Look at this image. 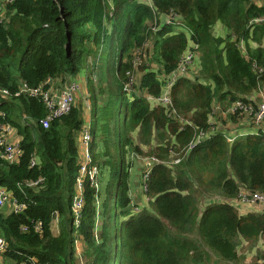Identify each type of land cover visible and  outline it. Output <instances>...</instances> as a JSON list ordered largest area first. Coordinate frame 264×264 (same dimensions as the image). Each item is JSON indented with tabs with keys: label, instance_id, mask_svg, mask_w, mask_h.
<instances>
[{
	"label": "trees",
	"instance_id": "trees-1",
	"mask_svg": "<svg viewBox=\"0 0 264 264\" xmlns=\"http://www.w3.org/2000/svg\"><path fill=\"white\" fill-rule=\"evenodd\" d=\"M7 8L0 5V89H8L10 95L0 92V125L16 127L23 154L16 164L0 154V186L26 204L22 213L4 215L0 209V237L8 242L9 264H32L33 257L46 264H241L246 254H240V247L255 250L252 264H264V248L258 247V241H264V213L241 214L232 202L242 189L264 192V130L237 136L232 142L218 131L194 145L185 157L196 134L210 126L208 115L216 96L253 102L254 94L264 88V0H152L151 4L144 0H13ZM170 12L183 18L180 25L187 32L160 23V15ZM150 22L157 32L153 33ZM217 22L226 27L225 37L212 33ZM148 40L153 42V53L143 51ZM192 45L200 54L202 76L180 78L173 86L172 100L177 114L198 129L188 123L182 129L179 119H169L161 106L152 109L145 97L127 100L126 74L136 70L135 50L147 53L137 68L146 69L140 84L158 97L157 75L148 70L147 61L158 63L160 73H172ZM102 47L111 60L100 71L98 86L90 82L91 148L94 154L97 143L103 142L110 155L119 133L122 165L113 172L115 214L109 222L107 203L114 180L101 190L102 166L98 188L84 183L86 204L79 226H74L71 206L79 176L74 135L84 122L80 109L75 105L45 128L42 100L17 93L22 83L37 87L48 77L77 74ZM103 93L108 94L106 99L101 98ZM18 109L35 124L15 120ZM138 128L139 143L135 144L133 132ZM172 134L178 143L174 151L182 160L173 168L161 163L152 168L145 192L149 208L132 212L130 166L125 164L128 150L142 153L141 145L146 144L149 154L169 161ZM153 140L156 145L151 144ZM35 155L40 160L32 166ZM43 177L39 190L24 185ZM213 196L222 201L201 205ZM98 210L104 220L99 239L95 236ZM57 215L59 234L52 230ZM37 221L42 222V232L34 230ZM25 225L28 231H23Z\"/></svg>",
	"mask_w": 264,
	"mask_h": 264
},
{
	"label": "crops",
	"instance_id": "crops-1",
	"mask_svg": "<svg viewBox=\"0 0 264 264\" xmlns=\"http://www.w3.org/2000/svg\"><path fill=\"white\" fill-rule=\"evenodd\" d=\"M144 1L149 3V4L152 3V0H144ZM162 21H163V19L161 18L160 23H162ZM106 24L111 25V22L106 21ZM182 28H184V27L182 26ZM153 30H154V32H157L155 28ZM212 33L217 37L218 36L225 37L227 34V29L221 22H217L214 26V31L212 30ZM144 46H145V50H143V51L150 50L151 52H153L154 47H153V42L151 40H148ZM242 49H244V43H243ZM98 50H101V52L97 55H90V58L87 62V65L85 64V66L77 74L65 73V74H61L59 76H54V77L52 76V78H51L52 79L51 85L54 88H59L62 85L75 83L79 86V89H80V91L77 92L76 107L80 109L81 118L84 120V122H83L81 128L79 130H77L75 132V135H74V141H75L76 146L78 148V157H77L78 158V170H80L81 164L83 162V155L80 154L81 145L79 143V137L84 132L85 128L86 129L88 128L91 135H92V142L90 144V149H91V153L93 152V148H91V145H92L93 140H94V136L92 134V125H91V122H92V93L90 91V88H91L90 82L92 80L93 83H95V80H93V79H96V78H95V74L89 73L88 67L93 69V67L95 65H97V64H95L94 59L100 58V55L103 52V47L98 49ZM98 50H96V51H98ZM132 54H133V57L135 58L136 57L135 52ZM146 55H147V53L144 56H146ZM199 65L202 66L200 54H198V66ZM158 67H160L159 64H154V62H152L148 66L149 71H153L156 73V75H157L156 79L157 80H158V74L160 73ZM200 69L202 70V67H200ZM200 69H197L195 71V73H194L195 79L197 77L202 76V74L199 73ZM145 72H146V69L139 70L137 68L135 71H128L126 74L127 75V82L125 83V85L129 82V76L130 75L133 76L134 80H135L134 85L141 88V90H139V92L136 94L135 97H140V96L145 97L148 100L150 107L153 109L155 106H153L154 105L153 102L148 99V96H150V95L153 96V95L150 94L149 90L146 87H142L140 84L141 77ZM158 82H159V80H158ZM204 83H206V82H204ZM95 85L98 86V82H96ZM159 85H160V93L158 96H160L163 92V86H162L161 82H159ZM172 89H173V87H172ZM172 89L170 92V104L166 107L161 106L164 109L166 116L171 120L172 119H174V120L179 119V121H181L183 123L181 125L182 129H183V126L187 123L189 125H192L195 129H198L199 127L197 125L193 124L192 121H190L189 119H186L183 116H180L179 114H177V111L173 105L174 103L172 100V98H173L172 97ZM124 94H125V87H124ZM107 95H108L107 93H103L101 98L106 99ZM5 97L9 98L8 96H5ZM227 100H228V98L222 100V103L225 104ZM219 102L220 101H218V96H216L211 103V111L208 115V123L210 126L208 127L207 130L198 132L196 134V136L193 138L191 144L195 143V142L198 144L201 141L210 139L215 134L214 130H217V129L220 132H225L224 134L227 137V140H228V135H232L233 137L236 138L237 136L247 134V133H251V132L254 133L256 131V128H254L252 131L243 130L241 133H236L237 130L243 129L244 128L243 126L247 125V122L245 120H248V119L244 116L236 115V114H233L229 111V109L232 105V102L230 100H229V104H228L227 108L220 107ZM18 114H20L23 121L28 120L29 124H32V125L35 124V122L33 120H31L30 117L26 116L25 114L22 115V112L20 111V109H18ZM14 119L15 120L18 119L19 121L21 120V118H17L16 116H14ZM7 126H9L10 133L9 134L7 133L6 139L8 137V140H10V141H20L21 136L18 134L16 127H14L13 125H11L9 123H7ZM138 131H139V128L133 132V138H134L135 144L139 143ZM116 133H117V137L115 139V143L111 147V153L114 150V148H118L119 133L118 132H116ZM169 134H171L170 131H169ZM233 141H234V139H233ZM229 142H232V141H229ZM151 144L156 145V142L153 140ZM191 144H190V146H191ZM97 145H98L97 148L95 147V153L94 154L92 153V155H93L94 160H95V158H97L98 163L96 162V160L94 162L96 164L100 165V168H101L100 170H102V166H104V169H103L102 173L100 174V182H101V190L102 189L105 190L104 187L108 184V182H110L111 180H114L113 179V172L115 173V169L108 165V163L110 162V158H109L110 155H109V153L106 154L105 146H104L103 142H99V143H97ZM175 145H178V143H177L175 135L172 134L171 140H170V146H168L169 154L171 155V158H170L171 160H169V161H160L159 159H157L158 157H156L152 154H149L148 151L150 148L146 144L141 145V148L143 151L142 153H136L130 149L128 150L127 157L125 160V164H126V167L130 166L128 173H129L130 196L132 198V204L130 205V209L132 212H138L142 209H148L149 205H150V199L147 196V194L144 192V189H143V176H144V174L147 171H150V173H151L152 168L156 164L161 163V164H164V165H167V166L173 168L175 164H178L182 160V156H180L178 152L174 151ZM163 146L167 147L166 144H164ZM172 146H173V148H171ZM190 146L186 149L185 157L192 150V149H190ZM33 160L35 161V164H38L40 157L38 155L37 156L35 155L34 158L32 159V161ZM154 160H156V161H154ZM32 161H31V165H32ZM16 163H18V162H16ZM16 163H10V164H16ZM120 165H122V159L121 158L119 160V167H120ZM150 173H149V175H150ZM115 177H116V175H115ZM131 179H133L132 182H131ZM36 181H38L37 185L34 184ZM44 182H45V178L43 177V178H39L37 180L26 181V182H24V185L29 186L36 191V190L40 189V186H42V184ZM22 186L23 185H20V187H22ZM105 196H106V194H105ZM232 202L237 206V208L241 214H246V213L251 212V211L252 212H263V208L261 205L253 206V205L243 204L240 202L235 203V199L232 200ZM0 209L4 215H8V214L12 213L11 207L9 205H6L5 207L0 208ZM58 222H59V220L58 221L54 220L52 223V230L54 232L57 229V234H59V232H60V226L58 225ZM103 224H104V220H102V218L99 217L98 224H97L99 226V228L98 229L96 228L99 235H100V230H101ZM54 227H56L55 230H54ZM258 243L260 244V245H258V247L260 246L261 248H264V241L260 240V241H258ZM243 245L247 246V243L243 242ZM10 262H11V260L6 258L5 254H2V255L0 254V264H9Z\"/></svg>",
	"mask_w": 264,
	"mask_h": 264
},
{
	"label": "built area",
	"instance_id": "built-area-1",
	"mask_svg": "<svg viewBox=\"0 0 264 264\" xmlns=\"http://www.w3.org/2000/svg\"><path fill=\"white\" fill-rule=\"evenodd\" d=\"M13 1V0H12ZM163 21L166 24H174L177 27H182L183 18L175 12H170L168 14H162ZM163 21L161 24H163ZM157 29V28H156ZM196 45L189 46L187 52H185L180 60L178 68L169 74L159 73L158 80L163 86V92L160 96H148L149 100L153 102V106H168L170 104V92L172 87L180 78H190L195 79L194 73L198 66V56L195 55ZM243 47V43H242ZM138 52V51H137ZM197 52V51H196ZM133 59L134 67L137 68L139 61L141 62L142 52ZM262 72V68L259 69ZM52 77H48L37 87H31L27 83H22L20 90L17 93L26 94L30 97H39L45 107L46 116L41 120L43 127L48 128L54 119H61L65 115H68L72 108L76 105L77 92L80 91L79 86L75 83L62 85L59 88H54L51 85ZM135 80L133 76H129V82L125 85L126 96L129 100L134 99V95L139 91V87L134 85ZM63 84V83H62ZM3 96H9L10 92L8 89H0ZM229 111L233 114L246 117L248 120L247 125L244 128L254 127L258 133L261 129L264 130V89L257 91L254 94L253 102H244L243 100H236L232 102ZM218 132L214 130V133ZM7 133H10L9 126L7 124L0 125V154L9 163L19 162L23 151L20 147V141H10L8 137L6 139ZM225 133V132H223ZM253 133V132H251ZM235 137L228 135V140L233 141ZM92 142V135L89 129L85 128L84 132L79 137V143L81 145L80 154L83 155V162L79 170V176L75 184V195L73 197V203L71 206L73 215V225L79 226L81 216L86 204V198L84 193V183L88 181L91 186L98 188L99 180L98 175L100 171V165L94 162L93 155L91 153L90 144ZM197 143H192L190 149L194 147ZM156 161V160H154ZM32 165H35V161H32ZM150 171H147L143 176V189L144 192L147 191V180ZM34 184H38L36 181ZM243 203L248 205H261L264 213V192L261 191H247L242 189L238 197L235 199V203ZM9 205L11 207L12 213H22L26 209V204L20 202L13 194L11 190L4 186H0V208ZM100 211L97 212L96 224H98ZM58 216L55 217V221H58ZM42 222L37 221L34 223V230L36 232H42ZM29 226H23V231H28ZM95 236L99 239V233L95 230ZM8 249V242L5 238L0 237V254H5ZM77 253L79 254V248L76 247ZM32 264H46L39 263L36 258H30Z\"/></svg>",
	"mask_w": 264,
	"mask_h": 264
},
{
	"label": "rangeland",
	"instance_id": "rangeland-1",
	"mask_svg": "<svg viewBox=\"0 0 264 264\" xmlns=\"http://www.w3.org/2000/svg\"><path fill=\"white\" fill-rule=\"evenodd\" d=\"M255 1H257V0H255ZM10 2H12V0H0V5L2 6V7H4V8H7L8 7V4L10 3ZM8 9V8H7ZM4 16V15H3ZM4 18H6V15L4 16ZM3 18V19H4ZM161 18H163V16H161L160 15V19ZM150 25H152V26H154V28H157L155 25H154V22H150ZM185 29V30H184ZM158 30V29H157ZM156 30V31H157ZM174 30H176V31H186L187 32V29L186 28H182V27H177V26H174ZM213 31H214V28H213ZM153 33H154V30H153ZM251 46H253V47H257V44L255 43V42H252L251 43ZM189 48V46L187 47V49ZM153 52H154V49H153ZM152 52V53H153ZM108 50L106 49V48H104V50H103V52L101 53V55H100V58L98 59H94V62H95V64H97V65H95L94 67H93V69L92 68H90V67H88V71H89V73H93V74H95V78L96 79H93V80H95V83L96 82H98V79H99V73H100V71H102V69H104V66L108 63V60L110 59L111 60V58L110 57H108ZM198 54H199V52L197 51L196 52V50H195V55H197L198 56ZM98 62V63H97ZM151 64L152 62L151 61H147V63L146 64ZM141 64V62L139 61V63H138V65H140ZM154 64H158V63H156V62H154ZM200 67H202V66H200ZM87 68V67H86ZM159 71H160V69H159ZM12 72L14 73V74H16L17 73V70H16V66H14L13 68H12ZM199 73L201 74V69L199 70ZM226 98H230V97H226ZM226 98H224V99H226ZM224 99H222V100H224ZM222 100H219V98H218V101H220L219 102V104H220V107H225V108H227V106H228V104H229V100H227L226 101V103L224 104V103H222ZM20 115V114H19ZM19 115H18V117H19ZM17 117V118H18ZM21 118V120H22V117H20ZM20 120V121H21ZM21 123H23V120L21 121ZM254 129V127H249V128H243V129H240V130H237L236 131V133H241L243 130H247V131H252ZM115 138L117 137V133L115 134V136H114ZM110 162L108 163V165L110 166V167H112V168H114L115 169V171H117V170H119V160H120V158H121V155H120V151H119V149L118 148H114V150L112 151V153L110 154ZM133 181V179H131V182ZM132 185V184H131ZM116 194H117V181H116V179L114 180V183H113V185H112V195H111V197H110V199H109V201H108V214H107V220L109 221V222H111L112 220H113V215L115 214V203H116ZM211 199H213V200H211ZM222 201V198L220 199L219 198V196H213V197H211V198H209V199H207L205 202H203L201 205L202 206H204L205 204H209L211 201ZM58 225H59V222H58ZM56 229V227H54V230ZM54 233H56L57 234V229L54 231ZM81 243H79V245H80ZM258 245H260V244H258ZM239 251H240V254H246L245 256H244V259L241 261V264H252V262H253V259L255 258V250H249V249H247V250H245V249H243V248H241L240 247V249H239ZM244 251H245V253H244ZM256 252H257V249H256ZM247 253H248V255H247ZM78 254V253H77ZM215 264H227V263H224V262H215Z\"/></svg>",
	"mask_w": 264,
	"mask_h": 264
},
{
	"label": "clouds",
	"instance_id": "clouds-1",
	"mask_svg": "<svg viewBox=\"0 0 264 264\" xmlns=\"http://www.w3.org/2000/svg\"><path fill=\"white\" fill-rule=\"evenodd\" d=\"M155 29H156V28H155ZM156 30H157V29H156ZM135 49H136V48H135ZM137 51H138L139 53L142 52V50H135V52H137ZM142 53H143V55H142L143 57H147V55L144 56V55L146 54V52H142ZM142 56H141V57H142ZM139 66H140V65H139ZM147 66H149V64H147ZM137 68H138V67H137ZM139 90H141L140 87H139ZM138 92H139V91H137V92L135 93L134 98H135V96H136V94H137ZM125 96H126V92H125ZM150 96H151V95H150ZM126 97H127V96H126ZM148 99H149V98H148ZM127 100H128L129 102L132 101V100H129L128 97H127Z\"/></svg>",
	"mask_w": 264,
	"mask_h": 264
},
{
	"label": "water",
	"instance_id": "water-1",
	"mask_svg": "<svg viewBox=\"0 0 264 264\" xmlns=\"http://www.w3.org/2000/svg\"><path fill=\"white\" fill-rule=\"evenodd\" d=\"M67 50H68V52H69V50H70V36L68 37V45H67Z\"/></svg>",
	"mask_w": 264,
	"mask_h": 264
}]
</instances>
